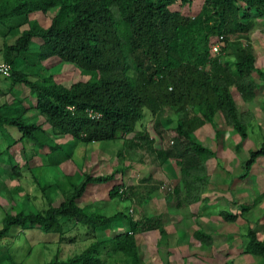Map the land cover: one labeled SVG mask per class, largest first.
Segmentation results:
<instances>
[{
    "label": "trees",
    "instance_id": "obj_1",
    "mask_svg": "<svg viewBox=\"0 0 264 264\" xmlns=\"http://www.w3.org/2000/svg\"><path fill=\"white\" fill-rule=\"evenodd\" d=\"M196 1L0 0V23L13 18L28 22V28L14 43L4 44V61L12 67L8 78L14 84L30 88L34 95L30 107L45 117L44 125L29 121L26 114L29 107L23 103L24 98L18 100L21 107L9 112L4 113V105L0 106V126L17 127L22 134L20 140L33 141L44 163L50 164L48 158L63 150L50 139V135L58 133L84 142H109L133 134L153 146L156 135L145 128L139 130V124L147 111L157 116L166 108L176 112L174 130L178 143L186 139L185 150L203 160L204 169L209 159L218 161L217 152L198 141L196 132L207 122L215 125V117L220 114L243 139L248 137L237 95L254 99L264 86V68L257 65L249 45L236 52L229 51L234 48V40L248 38L256 24L261 19L264 22V0H202L195 14L186 13L184 9L193 7ZM49 12L54 15L48 26L31 18L32 14ZM218 42L222 45L214 51L213 46ZM30 60H36L34 66ZM55 65L65 72L61 73L62 78L41 73ZM75 69L84 78L73 80L69 71ZM188 107L195 114L180 117V112ZM91 110L101 116L93 117ZM158 154L165 161L170 159V154L162 148ZM261 157H264V144L250 150L240 175L248 176ZM56 160L55 164L64 162L62 158ZM15 163L20 165L19 161ZM177 163L185 187L175 189L179 196L183 191L178 207L199 202L202 207L211 200L202 196L209 175H198L180 159ZM17 167L12 168L16 171ZM125 170L85 173L80 181L67 175L60 204L51 203L37 212L19 208L6 213L0 227V241L16 226L64 234L66 223L74 222L77 227L103 235L112 229L114 235L95 239L73 256L65 259L56 256L38 264H110L102 256L103 248L108 246H112L111 252L120 255L119 262L114 264H142L137 236L151 230H159L166 236L170 220L165 214L135 219L124 210L106 215L90 203L80 204L94 186L102 184L112 183L111 199L127 198ZM239 209L246 211L250 207L240 203ZM199 210L194 208L196 212ZM219 214L231 222L239 217L238 212L228 208L221 209ZM193 235L212 242V233L203 228L195 229ZM246 236V251L264 257V238L253 228L248 229ZM7 262L17 264L13 259H0V263Z\"/></svg>",
    "mask_w": 264,
    "mask_h": 264
},
{
    "label": "rangeland",
    "instance_id": "obj_2",
    "mask_svg": "<svg viewBox=\"0 0 264 264\" xmlns=\"http://www.w3.org/2000/svg\"><path fill=\"white\" fill-rule=\"evenodd\" d=\"M201 4L202 0H197L193 7L185 8L184 11L195 14ZM53 15L54 12L37 13L32 14L31 18H36L41 24L48 26ZM25 28H28V22L21 18L0 23V63L5 62L4 44L14 43ZM248 34V38L234 40V48L229 52H236L238 48L249 45L257 58V65L264 68L263 20ZM38 41L36 44H39ZM19 62L23 63V60L20 59ZM24 62L27 64V61ZM35 62L36 60H30V65L33 63L34 66ZM43 62L49 66L45 60ZM69 72L74 76L73 80L84 78L78 69ZM41 73H52L62 78L61 73L65 72L62 67L55 65ZM2 78L8 84L11 82L8 77ZM66 83L70 84L68 81ZM24 89L21 96L26 99V106L29 107L26 112L29 121L36 120L44 125L45 117L35 107H30L34 95L29 87ZM257 92L254 99L237 95L239 109L248 126L249 135L246 139L220 114L215 117V125L207 122L198 129V141L218 154V161L209 159L205 169L202 166L203 160L200 161L192 152L185 150L186 139L181 144L178 143L174 130L176 112L171 109L165 108L157 116L147 111L142 120L143 124H139V130L145 128L150 134L156 135L154 147L133 134L125 137V143V138L109 142L76 141L68 135L58 133L50 135V139L61 145L63 150L53 158H48L50 164L44 163L33 141L25 140L23 150L26 159L22 158L19 160L20 165H14L18 161L10 160L11 155L8 152L11 150L14 156L17 146L22 150V143H19L20 131L15 126L9 125L8 130L7 127H0V227L5 214L19 208L37 212L47 209L51 203L60 204L67 175L80 181L85 173L110 174L123 168L126 169L123 179L128 186L127 198L111 199L109 189L112 183L102 184L94 186L80 204L90 203L93 205L91 207L106 215L124 210L135 219L165 214L170 220L166 236H162L159 230L147 231L137 236L142 264H264L263 256L246 251L249 228H253L260 238H264V157L260 158L248 176L240 175L250 150L264 144V86ZM3 100L0 95V103ZM194 114L195 111L188 107L179 116ZM142 125L145 127L142 128ZM173 139L175 142H172ZM17 142L19 144L14 145ZM159 148L167 151L170 159L165 161L158 154ZM57 158H62L64 162L55 164ZM177 159L189 165L198 175H209L202 196L210 197L211 200L203 203L198 212L188 205H177L183 191L179 196L175 189L185 188ZM13 166L19 167L15 171ZM240 203L247 204L250 209L241 211ZM223 208L238 212L236 221L225 220L219 214ZM65 227L64 234L46 232L38 227H13L0 241V259H13L17 264H38L56 256L65 259L81 252L95 239L114 235L112 229L106 230L103 235L80 225L77 227L74 222H67ZM116 228L118 231L123 230L121 227ZM197 228L212 233V242L197 239L193 235ZM111 250L112 246L104 247L102 256L110 264L119 262L120 255Z\"/></svg>",
    "mask_w": 264,
    "mask_h": 264
},
{
    "label": "crops",
    "instance_id": "obj_3",
    "mask_svg": "<svg viewBox=\"0 0 264 264\" xmlns=\"http://www.w3.org/2000/svg\"><path fill=\"white\" fill-rule=\"evenodd\" d=\"M4 78H7V77H4ZM2 79L3 78L0 75V95L4 99L0 103V106L4 105L3 112L5 113V112H9L11 109L14 110V108H16V107H21L20 103H18V100L24 99L21 96V94H23L22 91H23L24 87H27V86L26 85L24 86L23 84H14L12 81L8 84L7 82H4V80H2ZM23 103L26 105V100L25 101L23 100ZM0 127H3L4 129L7 127V130L9 129V125H2ZM19 133H20L19 138H21L22 134H21V132H19ZM19 143H22V150L20 149L19 146H17V149L15 150L16 153L14 154V156L11 153V150L8 152V154L11 155V158H9V159L12 161H15V159L17 161H19V160L21 161V159L24 158V156H25V151L23 150V141L20 140ZM19 143L17 142L14 145H17ZM190 207H192L193 210H194V208H201V203L199 202V204L190 205Z\"/></svg>",
    "mask_w": 264,
    "mask_h": 264
},
{
    "label": "built area",
    "instance_id": "obj_4",
    "mask_svg": "<svg viewBox=\"0 0 264 264\" xmlns=\"http://www.w3.org/2000/svg\"><path fill=\"white\" fill-rule=\"evenodd\" d=\"M222 37V36H221ZM220 47V42L214 44L213 46V50L214 51H218ZM12 73V67L8 62H2L0 63V75L4 76V77H10ZM90 115H92L93 117H100L101 113L99 112H94V111H90Z\"/></svg>",
    "mask_w": 264,
    "mask_h": 264
}]
</instances>
